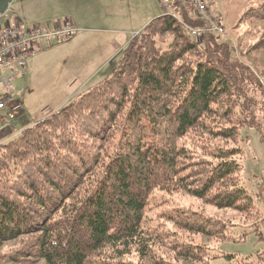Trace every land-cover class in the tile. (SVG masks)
Masks as SVG:
<instances>
[{
    "label": "trees",
    "instance_id": "1",
    "mask_svg": "<svg viewBox=\"0 0 264 264\" xmlns=\"http://www.w3.org/2000/svg\"><path fill=\"white\" fill-rule=\"evenodd\" d=\"M248 16L264 19V3ZM219 37L194 40L171 15L156 17L111 76L0 144V250L19 242L0 264H211L210 239L259 235L264 212L241 177L240 130L255 127L264 141V85ZM256 43L264 50V36ZM156 191L240 213L251 230L237 239L187 202L147 226Z\"/></svg>",
    "mask_w": 264,
    "mask_h": 264
},
{
    "label": "rangeland",
    "instance_id": "2",
    "mask_svg": "<svg viewBox=\"0 0 264 264\" xmlns=\"http://www.w3.org/2000/svg\"><path fill=\"white\" fill-rule=\"evenodd\" d=\"M87 1L81 0L82 3ZM209 2V14L219 16L220 27L224 30V35L219 39L232 45L236 56L259 74L264 85V50L254 47L256 42L264 36V19L248 16V12L261 6L264 0H209ZM118 5L120 6L116 11L117 17L121 16L119 20L108 16L105 20L106 15H104V21L94 24L100 28H116L117 32L86 33L90 34L93 39L83 43L79 40L77 45L69 43L74 37L68 40H54L51 43L45 42L40 45L36 55L27 59L29 68L26 67V70L14 81L13 98L20 102L21 109L17 113L11 112L0 117L2 118L0 134L7 128H11L15 134L33 126L111 76L121 61L123 48L128 42L152 19L169 13L159 0H122ZM75 9L77 7L72 0H14L10 9L0 18V24L54 23L57 19H73L69 15ZM192 37L198 40L196 36L192 35ZM170 41L171 38L168 37L165 45L168 46ZM67 43L70 44V48L74 45L73 48H76L75 52L70 55H67L70 49L65 51L69 47ZM11 104L9 101L7 106ZM15 104L17 103L13 105ZM240 133L245 140L244 144L242 142L244 154L241 158L243 168L241 177L244 185L253 195L255 204L264 212V141L260 131L255 127H244ZM188 141L191 139L186 142ZM164 194L156 191L151 196L145 212L147 226L157 224L164 210L187 202L194 206L193 208L204 209L206 207V215L224 221L228 228H231L230 235L237 239L251 230L248 225L238 226L242 223L240 221H244V215L240 213L220 210L183 195L182 197L176 196L180 201L178 202L174 201L172 196ZM261 229L259 235L251 233L242 241L216 242L215 239H210L212 252L218 254L211 264H239V261L243 263L242 259L245 260L251 255L256 257L261 253L264 257V222ZM192 239L197 242H207L200 236L193 235ZM18 244L19 242L16 241L7 243L1 248L0 256ZM228 255H234V257L227 258ZM258 262L264 264L261 260ZM1 263L7 264L6 261Z\"/></svg>",
    "mask_w": 264,
    "mask_h": 264
},
{
    "label": "built area",
    "instance_id": "3",
    "mask_svg": "<svg viewBox=\"0 0 264 264\" xmlns=\"http://www.w3.org/2000/svg\"><path fill=\"white\" fill-rule=\"evenodd\" d=\"M164 9L172 17L186 26L193 36L201 38L210 31L223 36L220 18L209 14V0H159ZM182 11L189 16L200 19L203 25L193 27L186 24L182 18ZM79 28L72 20L56 21L53 24H0V111L6 108L10 101L11 112L17 113L21 109L20 103L15 102L14 81L27 67V59L36 55L42 43L54 40H68L74 37ZM13 115V114H12ZM1 117V116H0Z\"/></svg>",
    "mask_w": 264,
    "mask_h": 264
},
{
    "label": "crops",
    "instance_id": "4",
    "mask_svg": "<svg viewBox=\"0 0 264 264\" xmlns=\"http://www.w3.org/2000/svg\"><path fill=\"white\" fill-rule=\"evenodd\" d=\"M121 1L122 0H93V1L88 0L86 3H82L81 0H72V2L76 5L77 9H75V11H72V14L69 15V16H71L73 18V19H69V20H74V22L78 25L79 30L74 35V39L75 38L76 39L75 40L72 39L71 42H69V43H75V45H77V43H78L77 41H79V40L82 43L85 42V41H88V40H92L93 39L92 36L90 34H86V33H93V32H101V33H104V32H117L118 29H116V28H100V27L95 26L94 24L96 22H101L103 20V16L104 15H106L105 20L107 19V16L109 18L113 17L116 20H119L121 16L117 17L116 9H117L118 6H120L118 4H120ZM66 19H68V18H66ZM59 20L60 19H57L54 22L59 21ZM61 21H64V19H61ZM22 23L23 22H18L16 24H22ZM48 24L51 25L53 23H48ZM33 25H36V24H33ZM69 43H67V45L69 47L65 49V51L70 49L68 51L67 55H70V54L74 53L75 50H76V48H73L75 45L73 47H71L72 48L71 49ZM65 47H67V46H65ZM74 63H76V62H74ZM28 68L29 67H27V69ZM15 102L16 103H20L19 101H16V100H15ZM9 113H11V108H10V106L9 107L6 106L5 109L0 111V116L8 115ZM20 133H21V131L14 134L13 131L11 130V128L5 129V132H2L0 134V144L4 143L6 141H9L10 139L16 137Z\"/></svg>",
    "mask_w": 264,
    "mask_h": 264
},
{
    "label": "water",
    "instance_id": "5",
    "mask_svg": "<svg viewBox=\"0 0 264 264\" xmlns=\"http://www.w3.org/2000/svg\"><path fill=\"white\" fill-rule=\"evenodd\" d=\"M14 0H0V18L10 9Z\"/></svg>",
    "mask_w": 264,
    "mask_h": 264
}]
</instances>
